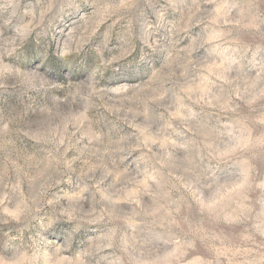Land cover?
I'll return each instance as SVG.
<instances>
[{"label":"rangeland","instance_id":"obj_1","mask_svg":"<svg viewBox=\"0 0 264 264\" xmlns=\"http://www.w3.org/2000/svg\"><path fill=\"white\" fill-rule=\"evenodd\" d=\"M0 264H264V0H0Z\"/></svg>","mask_w":264,"mask_h":264}]
</instances>
